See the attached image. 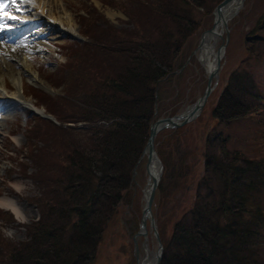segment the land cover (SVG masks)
Returning a JSON list of instances; mask_svg holds the SVG:
<instances>
[{
  "label": "trees",
  "instance_id": "trees-1",
  "mask_svg": "<svg viewBox=\"0 0 264 264\" xmlns=\"http://www.w3.org/2000/svg\"><path fill=\"white\" fill-rule=\"evenodd\" d=\"M145 1L150 7L141 24L82 43L76 53L93 59V47L100 59L93 67L80 63L67 89L73 95L47 105L57 122L34 115L29 129L39 142L32 143L31 160L45 154L49 174L38 178L40 217L8 249L5 264H92L111 221L133 203V171L150 126L178 110L160 106V86L184 73L177 71L196 45L188 42L203 27V14L222 0ZM246 45L250 55L231 71L212 109L205 170L192 205L164 241L161 264H264V13ZM251 120L254 137L235 134L234 125ZM183 144L175 146L186 161ZM180 184L162 181L158 204Z\"/></svg>",
  "mask_w": 264,
  "mask_h": 264
},
{
  "label": "rangeland",
  "instance_id": "rangeland-1",
  "mask_svg": "<svg viewBox=\"0 0 264 264\" xmlns=\"http://www.w3.org/2000/svg\"><path fill=\"white\" fill-rule=\"evenodd\" d=\"M19 1L23 5L25 3L23 1L26 0ZM27 1H34L26 6L30 7L27 11L36 17L39 21L37 25H40L41 28L33 25L31 14L26 11L18 12L17 4L7 5L6 0H0V4L7 5L6 13L17 17L15 20L6 19L4 21L6 26L17 27V30L6 28L7 30H4L0 35V40L1 37L6 38L12 35L18 41L25 35L21 33L22 30L34 31L36 29L38 39L35 36L32 42L36 40L35 45L38 48L29 49L24 52V55L27 58V64L38 75L39 81L33 80L30 73L25 74L24 69L19 67L23 72L21 89L28 100L40 107L44 114L48 113L51 116L47 105H60L61 97L68 98L73 95L71 89H67L77 80L76 77L73 78V72L77 66L81 63L83 66L92 65L93 67L97 64V59H100V56L95 57L93 47L89 48L93 52V59L84 57L85 53H76L84 48L82 43L97 37L106 39L105 35L111 28L125 26L126 29H130L134 27L131 22L136 25L141 24L145 19L144 8L150 7L146 4L147 1L143 3V0L140 2H136V0ZM65 13L71 20L70 25L64 19L62 27L57 25L43 27L40 24L43 21L49 22V18L66 17ZM263 13L264 0L243 1L237 13L229 20L230 40L222 63L219 83L209 97L203 112L196 120L181 127V130L173 131L169 128L159 133L162 157L159 156L163 163L161 182L179 181L181 184L164 196V198H168L166 202L158 204L161 196L158 197L156 194L153 201L155 221L152 226L148 221V233L143 236L137 235L146 202L145 190L148 185V170H150L148 169L147 156H145L138 168L131 190L133 203L122 205L118 216L111 221L99 246L97 257L92 264H143L148 256L149 259L156 258L158 246L163 244L171 234L174 224L181 214L192 205L198 183L205 170L204 140L211 126L216 123V120L213 119L212 109L216 105L231 71L240 64L242 59L250 55L246 45V36ZM203 16V27H200L188 42L190 44L193 40L190 45L196 44L194 49L200 42L202 32L212 28L215 22V11L210 14L205 12ZM47 17L48 20H45ZM49 27L51 28L48 29ZM43 32H46V36L39 37ZM223 36H226L225 31ZM221 40L217 43V48L223 42V39ZM198 52L189 60V64L181 76H174L172 80H165L161 84L160 106L163 109L173 111L178 108L173 114L183 113L202 94L207 84L208 70L204 62L201 61ZM0 53L3 54L1 51ZM249 59L252 60L251 57ZM0 60L3 59L0 58ZM13 62L15 61L13 60ZM5 81L7 87L5 91H17L14 82L8 76L5 77ZM1 90L0 88V94ZM44 99L49 103L44 102ZM4 103L2 105H6L3 107L5 109L0 111L2 117H0V130H2L0 131V200L2 201L1 198L12 199L13 203L17 207L19 206L23 215H18L10 204L5 203L2 204L3 206L0 204V251L2 252L0 264H5L9 260L8 249L12 244L25 239L26 225L39 217L38 198L42 183L38 181V178L49 174V166L46 163L48 158L45 154H36L38 158L36 164L31 160V155H34L32 154V143L36 139L32 136V130L29 128L38 121L34 115H41L36 114L25 103L10 100ZM253 122L255 120L244 121V125H234L232 129L235 134H239L241 137H254L256 132ZM33 134L35 135L34 128ZM175 136H178L180 140L174 139ZM182 141H184L182 151L188 153L186 161L178 154L175 146V144L178 146V142L182 144ZM234 144L247 147V144H241L238 141ZM182 167L184 176L180 180H175L174 171H177L178 174ZM156 230L159 232L160 240Z\"/></svg>",
  "mask_w": 264,
  "mask_h": 264
},
{
  "label": "bare ground",
  "instance_id": "bare-ground-1",
  "mask_svg": "<svg viewBox=\"0 0 264 264\" xmlns=\"http://www.w3.org/2000/svg\"><path fill=\"white\" fill-rule=\"evenodd\" d=\"M23 5L21 4V7L26 10L27 7L29 6L32 2L34 1H23ZM240 0H234L227 6L223 8V13L225 16H230V14L240 5L239 4ZM50 6H52L51 3H49ZM66 14V13H65ZM48 20V17L45 18V20ZM65 20V22L70 25V19L66 14V17L60 16V19L58 18H49V22H41L40 24L44 26H50V25H57L62 27V20ZM49 27L48 29H50ZM223 25L221 23H216L214 27L213 33H206L200 43V46L198 48V55L201 59L202 62H204L208 72L214 69V67L217 65V56L218 54V49H217V43L219 42V38H221V35L223 33ZM27 35L24 36L21 41L18 43H12V42H7L6 40H1L0 41V51L3 53H0V58L3 60H0V88L2 89L1 97H4V100L7 101L9 99H15L20 103H25L28 106H31L37 111L43 112L40 107H38L36 104H34L31 100H28L22 91V85H23V80H22V75L23 72L21 71V68L24 69L25 74L30 73L32 75V79L39 81V77L36 74V72H33L30 65L27 64V58L24 55V52H26L29 49H36L38 48L33 42L32 39H34L36 32L32 30L27 31ZM5 54V55H4ZM12 58V60H11ZM11 60V61H10ZM13 60L15 62H13ZM8 76L13 82L14 85L17 88V91L14 90L12 92L5 91L6 87V81L5 77ZM29 76V75H28ZM5 104V103H4ZM2 104L0 103V106ZM3 108H0V111ZM2 118V117H1ZM0 118V119H1ZM2 131V130H0ZM3 136V135H2ZM159 163L156 158L153 159L150 169L153 173L158 174L159 173ZM2 201L0 200V204H10L14 207V210L17 212L18 215H21L22 212L19 209V206L15 205L13 203V200L10 198H1ZM3 206V205H2ZM23 215V214H22ZM23 217V216H22ZM146 264H156V258L149 259V256L145 262Z\"/></svg>",
  "mask_w": 264,
  "mask_h": 264
},
{
  "label": "water",
  "instance_id": "water-1",
  "mask_svg": "<svg viewBox=\"0 0 264 264\" xmlns=\"http://www.w3.org/2000/svg\"><path fill=\"white\" fill-rule=\"evenodd\" d=\"M232 1L234 0H223L215 9V23H214V27L216 25V23H221L223 25V27L227 28L228 30V20L231 19L234 14H236V12L238 11V9L240 8L241 4L243 3L244 0H240L239 2V6L230 14V16H225L223 13V8L225 6H227L228 4H230ZM214 27L210 30H207L203 35L206 33H213L214 31ZM200 46V45H199ZM199 48V47H198ZM225 48H226V44H223L218 52V60H217V65L214 67V70H211L209 72V83L207 86V89L205 90V92L203 93V95L196 101V103H194L192 106H190V108L186 111V113H182V114H177L175 116L172 117H163V118H159L157 121H155L152 125H151V129H150V137L148 140V144L143 152L142 157L140 158V160L138 161V163H140L141 159L144 157L145 154L148 155V169H150V165L153 161L154 158H156L158 160L159 163V173L158 174H154L151 169L149 170L150 172V176L152 178V181L148 183L147 188L145 190V197H146V204L144 207V217H143V223H142V228L145 229V224H146V219L147 217H150L152 220V223L154 224V216L152 215L151 212V205L152 202L154 200V196H155V191L156 188L160 182V178L162 175V171H163V164L162 161L155 149V145H154V140L156 135L165 128H176L179 127L191 120H194L196 117H198L200 115V113L202 112L204 105L208 99V97L210 96V94L212 93V91L214 90V87L217 84V81L219 79V72L221 69V59L222 57L225 55ZM198 49H196L195 51H193V53L191 54V56L193 54L196 53ZM216 78V82L214 85H212V81L213 78ZM137 163V165H138ZM150 181V179H149ZM162 249L163 246L160 245V250L159 253L157 254L156 257V264H158V261L161 257V253H162Z\"/></svg>",
  "mask_w": 264,
  "mask_h": 264
},
{
  "label": "snow or ice",
  "instance_id": "snow-or-ice-1",
  "mask_svg": "<svg viewBox=\"0 0 264 264\" xmlns=\"http://www.w3.org/2000/svg\"><path fill=\"white\" fill-rule=\"evenodd\" d=\"M10 3L13 4V5H16L17 4V0H10ZM6 7H7L6 4H0V31H4L5 30L6 24L4 23V21L6 19H12V20L17 19V17L15 15H8L6 13V11H5ZM17 11H21L19 6H17Z\"/></svg>",
  "mask_w": 264,
  "mask_h": 264
}]
</instances>
